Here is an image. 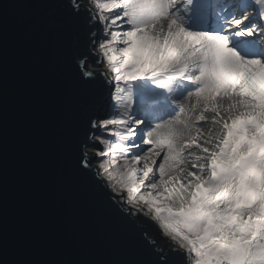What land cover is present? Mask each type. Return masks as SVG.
<instances>
[{
    "label": "snow or ice",
    "instance_id": "obj_1",
    "mask_svg": "<svg viewBox=\"0 0 264 264\" xmlns=\"http://www.w3.org/2000/svg\"><path fill=\"white\" fill-rule=\"evenodd\" d=\"M29 5L70 74L67 180L127 230L126 264H264V0ZM2 193L0 155V249Z\"/></svg>",
    "mask_w": 264,
    "mask_h": 264
},
{
    "label": "water",
    "instance_id": "obj_2",
    "mask_svg": "<svg viewBox=\"0 0 264 264\" xmlns=\"http://www.w3.org/2000/svg\"><path fill=\"white\" fill-rule=\"evenodd\" d=\"M29 0H0L3 264H126L141 259L127 230L69 183L76 138L72 86ZM149 232L154 227L142 217ZM158 238V237H157Z\"/></svg>",
    "mask_w": 264,
    "mask_h": 264
},
{
    "label": "rangeland",
    "instance_id": "obj_3",
    "mask_svg": "<svg viewBox=\"0 0 264 264\" xmlns=\"http://www.w3.org/2000/svg\"><path fill=\"white\" fill-rule=\"evenodd\" d=\"M143 218V217H142ZM144 219V218H143ZM146 221V220H145ZM149 223L154 227V229H155V226L151 223V221H149Z\"/></svg>",
    "mask_w": 264,
    "mask_h": 264
}]
</instances>
